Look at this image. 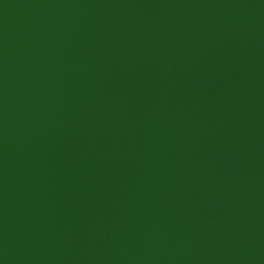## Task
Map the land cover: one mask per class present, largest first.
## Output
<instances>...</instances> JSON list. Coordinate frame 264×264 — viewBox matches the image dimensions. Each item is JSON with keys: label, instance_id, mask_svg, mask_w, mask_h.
<instances>
[{"label": "water", "instance_id": "water-1", "mask_svg": "<svg viewBox=\"0 0 264 264\" xmlns=\"http://www.w3.org/2000/svg\"><path fill=\"white\" fill-rule=\"evenodd\" d=\"M0 264H264V0H0Z\"/></svg>", "mask_w": 264, "mask_h": 264}]
</instances>
